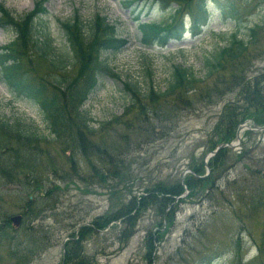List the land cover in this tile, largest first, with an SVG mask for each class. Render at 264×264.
Wrapping results in <instances>:
<instances>
[{
	"label": "rangeland",
	"instance_id": "1",
	"mask_svg": "<svg viewBox=\"0 0 264 264\" xmlns=\"http://www.w3.org/2000/svg\"><path fill=\"white\" fill-rule=\"evenodd\" d=\"M39 1L0 0V10L3 6L13 15L22 16L33 11ZM135 1H46L45 20L60 54V47L66 46L60 23L71 20L75 14L86 25L97 14L106 16L116 25L117 35L129 41L120 53L104 55L117 76L104 74L96 92L83 107L96 131L93 141L108 148L117 161L110 173L107 174V168V172L100 171L106 174L103 179L99 173L79 179L71 171V162L51 144L49 152L54 164L44 156L39 182L51 189L49 205L53 203V207L40 204L36 217L28 220L27 232L19 230L16 235L21 239L13 246L0 240V264H14L9 249L12 247L22 254L23 241L32 255L21 264H62L64 242L75 228L115 213L133 197L145 194L157 184L170 186L181 181L190 173L191 166L210 151L213 131L225 106L238 103L246 107L241 89L264 79V0H206L209 13L202 15L206 24L199 35L187 33L180 41H170L167 47L157 43L145 46L137 19L170 23L177 4ZM198 1L184 0L186 6L181 7L189 12L198 6ZM189 17L187 27L192 19ZM252 28H258L259 37L251 44ZM233 34L251 44L245 58L228 71L209 77L207 60L228 47ZM15 37L0 29V47L9 45ZM29 55V63L22 64L29 77L39 81L54 75L49 62L41 61L32 51ZM178 66L190 69L199 80L194 87L196 91L187 95L192 102L175 95L162 99L160 104L146 103L149 116L138 115L139 105L127 113L133 99L126 83L139 89L142 96H147L152 88L158 93L166 92ZM72 69L76 71V67ZM0 118L34 134L48 135V125L39 108L27 100L14 98L1 81V75ZM118 118L120 121L115 122ZM107 123L112 124L102 127ZM4 158L5 155L0 157ZM77 158L78 166L87 173L86 162L80 156ZM261 159H264V131L242 133V145L229 149L220 173L213 175V188L211 184H203L175 202L166 210L171 214L169 221L164 220L166 213L162 216L157 205L147 206L138 215L134 235L128 241L120 240L125 223L113 226L108 232L89 233L81 243L83 254L96 264H263L258 245L264 246V208L247 203L248 192L253 189V164ZM20 178L22 183L13 184L0 178L1 214L18 216L24 212L28 192L22 189L24 180L21 175ZM236 181L245 185L242 195L238 194ZM162 221L165 224L159 231L162 239L156 241L150 256L147 236L157 232Z\"/></svg>",
	"mask_w": 264,
	"mask_h": 264
},
{
	"label": "trees",
	"instance_id": "2",
	"mask_svg": "<svg viewBox=\"0 0 264 264\" xmlns=\"http://www.w3.org/2000/svg\"><path fill=\"white\" fill-rule=\"evenodd\" d=\"M174 1L186 6L183 4L184 0ZM45 2V0L37 2L36 10L23 16L13 15L3 6L0 10V28L14 27L16 34H18L13 44L0 47V75L2 79L6 78L7 81L4 80L12 95L18 97L17 99H27L40 108L49 131L47 136L34 134L29 129L24 130L17 124H8L0 118V157L5 155L4 159H0V178L13 184L21 180V175L24 180V188L22 187V189L28 192L26 207H24L25 212L23 213L24 222L20 225L22 232H27L26 223L32 217H36L40 204L46 206L47 204L43 202L49 203L51 201V189L39 182L41 169L44 167V156L49 160V163L54 164L52 154L49 152L51 151L49 149L51 144H55L59 153L67 159V162H71V171L79 179L85 180L89 176H97L98 173L103 179L106 174L100 171L107 172L105 169L107 168V174L110 173L117 161L115 155L112 156L113 154L108 153V148L101 144H95L93 141L92 138L96 131L91 128V118L83 107L89 97L96 92L104 74L117 76L111 71L104 55L108 53L117 54L123 51L128 45V41L117 37L116 26L111 24L106 17L100 14L95 15L93 20L89 22V28H87L83 19L76 15L73 19L60 23L66 45L69 46L73 55L72 57L69 55L66 46L60 47V54L57 52L58 47L54 45L55 40L52 37L50 26L42 17L48 14ZM205 3L206 0H199L197 11L203 9L206 13ZM193 24L192 31L199 30L203 25L196 13ZM182 30V24L174 21L159 28L146 26L142 28L143 43L146 46H153L157 43L161 47H165L171 40H180ZM200 32L201 30L194 32V34ZM258 37V28H252L250 30L251 44ZM230 40L228 47L216 53L212 60H207L209 77L215 76L216 73L228 71L230 66L236 65L239 60L245 58L251 44L249 45L248 42L240 39L237 34H233ZM31 51L41 61L49 62L53 76L36 81L32 76L27 75L19 61L24 58L25 61L29 62V52ZM11 61L14 64L9 65ZM75 67L76 71L72 69ZM189 70L182 66L175 67L173 82L168 90L158 93L152 88L147 96H142L139 89L130 83H126L125 87L133 99L132 106L127 113L133 110V106L139 105L138 115L149 116L146 103L160 104L162 99H169L170 96L175 95L181 96L183 101L192 102L187 95L195 90L194 87L199 83V80ZM182 92H184L183 95ZM241 93L244 94L246 107H241L238 103L226 106L221 119L214 128L211 138L212 146L207 153L215 150L222 143L236 140L240 125L247 120H253L259 126L264 125V79L251 82L248 86L244 85ZM119 121V118L115 120V122ZM111 124H103L102 127ZM43 144L48 147L43 148ZM228 151L229 149L220 151L209 161L208 166L211 173L205 178L200 177L207 174L204 160L207 153L191 166V173L184 178L188 190L194 192L203 184L208 186L211 184V188H213L214 182H211V179L215 172L220 173ZM78 156L86 162L87 173L81 169L80 165L78 166ZM101 164L104 165L103 168L96 166ZM253 168V189L248 192L250 201L247 203L260 209L264 208V159L256 161ZM48 169H52V167L50 166ZM55 170L56 172H66L65 169ZM89 171L91 173L87 175ZM235 184H238L237 191L238 194H241L245 187L244 183L236 181ZM185 191L186 188L182 181L170 186L163 183L157 184L152 189H147L142 196L133 197L117 213L97 218L92 222L94 228L91 226L82 227L78 235L75 233L71 235V238L74 239H71L66 245V254L62 264H93V261L83 255L81 243L87 234L94 230L107 229L112 222L124 219L128 228L121 233L120 238L124 242L128 241L134 234L137 217L144 208L149 205H157L163 216L166 210L177 202L178 197L182 196ZM37 193L41 194L39 198ZM165 219L168 221L171 219L170 212L165 214ZM164 227L165 224L162 221L159 230L155 233L151 232L147 236L146 246L150 256L156 248V241L162 239V232L159 231ZM17 232L18 229L12 223L11 218L7 214L0 213V240L13 246L21 239L19 235H16ZM34 242L36 244L37 241ZM22 245V254L12 247L9 249L14 264H21L24 260H30L32 251L29 245H26L24 241ZM260 250L264 254V246Z\"/></svg>",
	"mask_w": 264,
	"mask_h": 264
},
{
	"label": "water",
	"instance_id": "3",
	"mask_svg": "<svg viewBox=\"0 0 264 264\" xmlns=\"http://www.w3.org/2000/svg\"><path fill=\"white\" fill-rule=\"evenodd\" d=\"M254 130H255V131H259V130H260V131H263V130H264V127H263V128H255ZM240 132H241V130L239 131L238 143H235V144H222V145H220V146H219L214 152L209 153V154L207 155V157H206V162H208L210 158L216 156L217 153H218L220 150H222V149H224V148H226V147H237V146L240 144V141H241ZM208 171H209V168H208ZM20 220H21V217H18V218H16V219H14V221L17 222L16 224H19V223H20Z\"/></svg>",
	"mask_w": 264,
	"mask_h": 264
}]
</instances>
